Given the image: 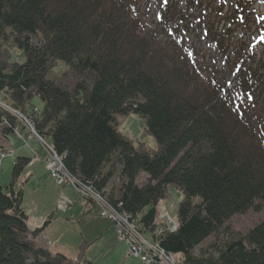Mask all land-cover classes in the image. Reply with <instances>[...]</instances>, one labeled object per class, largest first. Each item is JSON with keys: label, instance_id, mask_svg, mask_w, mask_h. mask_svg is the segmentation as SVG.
Masks as SVG:
<instances>
[{"label": "trees", "instance_id": "16d2710c", "mask_svg": "<svg viewBox=\"0 0 264 264\" xmlns=\"http://www.w3.org/2000/svg\"><path fill=\"white\" fill-rule=\"evenodd\" d=\"M159 12L153 24L137 0H0V95L70 174L100 192L117 178L110 203L141 213V231L171 188L181 193L178 229L157 242L184 264H264V220L244 237L219 235L264 203V2L166 0ZM189 27L210 40L208 56ZM234 32L242 38L229 44ZM129 114L156 149L118 130L115 117ZM27 164L17 158L13 181L0 185V264H71L32 242L40 229L29 230L14 188ZM88 246L76 264H87Z\"/></svg>", "mask_w": 264, "mask_h": 264}, {"label": "rangeland", "instance_id": "374dc122", "mask_svg": "<svg viewBox=\"0 0 264 264\" xmlns=\"http://www.w3.org/2000/svg\"><path fill=\"white\" fill-rule=\"evenodd\" d=\"M165 1L166 0H137L139 6L141 7L144 18L148 22L153 23V24H154V21L158 18V15L160 14L159 12L160 7ZM262 2H264V0H262ZM187 33L189 34V40L191 42H194V43L201 42L203 52L206 56H208L210 52L213 50L212 45L210 44V40L209 41L203 40L201 36L197 35L199 34L198 30H195L191 27L188 28ZM241 38H242V35L239 32H234L230 34V36L226 39V41L229 44H236L240 41ZM12 62H17L19 64H22L24 62V59L20 54L13 52ZM62 69L63 68L60 67L54 70L52 77L59 75ZM228 80H231V79L228 78ZM136 102L141 103L142 101L138 99ZM115 118L117 121L118 130H120L125 136H127L133 142L134 146H139V144H144L149 149H152V150L156 149V144H155L154 139L144 132V127H143L144 119H142L140 116H136L133 114H129L127 116L117 115ZM31 147L37 148L38 144L32 143ZM11 161L12 159L10 158L5 159L3 160V163L0 166V182L1 183H3V179H4V170L9 167ZM26 172L27 171L24 170V174H26ZM48 178L51 179L50 176H48ZM137 178L136 180L138 181V183L144 184L147 179V175L140 174V176H138ZM42 180L43 179L40 180V185H39V188H37V191L35 189H32L29 183L27 184V190L30 191L27 194V196L30 197V195H32V192L34 193L33 198L28 201V204L31 209H35V207H39V211L42 212L43 210L49 208L53 204L54 206H56V204L54 203V200L57 194L59 193V189H63L64 192H66L67 190H70L73 197L75 196L76 199L83 201L82 199L78 197L75 189L71 185H66L63 187L57 186L54 179H51L52 183H50V181L48 182L44 181V184H41ZM117 186H118V180H114L112 183L111 191L110 193L108 192V194L115 195L117 191L116 189ZM19 187H22V189L24 188L23 185L18 184L16 185L15 189H18ZM180 199H182L181 193L176 192L173 190V188H171V190L169 191V196L164 200V203H163L164 207L166 208L167 213L173 218L175 217L174 215H175L176 206L178 202L180 201ZM258 206H259L258 211L249 210L245 214L234 215L233 217H231L222 227L219 235L223 238H226L231 235H233L234 237H238V236L244 237L247 233H249L253 228H255L258 224H260L264 220V203L259 202ZM95 210H96L95 211L96 213H94V219L92 220L84 219L82 221L78 220L80 222V225L76 223V220L66 219L67 216H64L63 213H61V211H57L58 221L54 224V226L50 228V231L43 230L44 236H45V242L48 243V247L50 245V247L52 248H60V247L66 248L65 245H68L72 239L75 240L76 237L79 236L80 230L83 233V236L85 238L89 240H93L95 238L94 237L95 235H93L92 233L93 229L97 227L98 224H100V221L102 222V224L108 226L107 225L108 221H106L100 215V212L97 208ZM146 211L147 210H145V212ZM75 214L76 213H73L72 217L76 218ZM55 216L56 215L54 214V216L51 218V221ZM32 219L35 221H38L39 225H42L44 221V218L41 217L40 215H35L32 217ZM99 219L101 220L99 221ZM102 220L105 222H103ZM27 222H29V224L32 225V220L28 219ZM108 231H110V235H111L110 239L114 243L125 245V247L127 248V254L128 256H130L129 253H131V251L129 252V245H128L130 244V240L126 238L124 240L119 241L116 235V231L114 229L110 228ZM98 232H100V229L98 230ZM41 233L42 231L40 232V234ZM153 233L154 232L152 231L151 234ZM157 233L160 234V231ZM155 235L156 234H153L154 239L157 238L155 237ZM40 237H42V235ZM216 238L217 237H214V236L207 238L201 245H199L196 248V253L198 254L200 251L205 250L207 247H209V245H211L212 243L216 241ZM62 242L65 245H63ZM73 243L74 242H72L71 245H73ZM34 246L36 245L34 244ZM107 247L104 253L107 252ZM92 254L94 255L98 254V247H96L93 250ZM110 258L111 257H108L105 262H103L104 260L97 261L96 264H110ZM135 259H137L139 263L144 264L140 261L139 258H135Z\"/></svg>", "mask_w": 264, "mask_h": 264}, {"label": "crops", "instance_id": "0c3cea01", "mask_svg": "<svg viewBox=\"0 0 264 264\" xmlns=\"http://www.w3.org/2000/svg\"><path fill=\"white\" fill-rule=\"evenodd\" d=\"M13 127L16 128L17 131L23 137L21 139H18L14 136L13 133L7 130H3L0 132V152L3 151L13 152L12 157L5 158V159L10 158L12 159V161L10 162L9 167L4 170L3 183L0 182V185L6 187L7 185L10 184L11 181H13L12 171L17 158L28 159V164L24 166L21 173L18 175V177H16L14 181L15 183L14 188H16V185L18 184L24 186L23 189L21 188L22 189L21 206L28 219L32 220V225H30L28 222L29 228L32 229L34 225L39 226L38 221L32 219L33 216L40 215L41 217L44 218L43 226L40 229V232L42 231V233L41 234L39 233L36 238L32 239V242L36 245L35 247L43 248L47 250L52 256L56 254H61L64 257H66L71 262V264H76L77 255L79 253L80 247L86 243L89 244L84 255L87 264H96V262L100 260H104L103 262H105L108 257H111L110 264H141L137 259L128 256L127 248L125 247V245L114 243L110 239L111 235H110V231L108 230L110 228L113 229V227L109 223L108 224L106 223L109 227L102 224V222L100 221L101 219H99L100 224H98V226L93 229L92 233L93 235H95L94 236L95 238L93 240H89L85 238L80 230L79 236H77L75 240L72 239L68 245H65L62 242L63 245L66 246V248L63 247L52 248L50 247V245L48 247V243L45 242V236L43 230L50 231V228L54 226V224L58 221L57 211H61V213H63L64 216H67L66 219L76 220V223L80 225L79 221H82L84 219H88V220L94 219V213H96L95 212L96 210L93 208L91 203L86 201H80L76 199L75 196L74 197L72 196L70 190L64 192L63 189H59V193L57 194L54 200L56 206H54L53 204L49 208L43 210L42 212L39 211V207H35V209H31L28 204V201L33 198L34 193L31 191L32 195H30V197L27 196V194L30 192L29 190H27V184L29 183L30 187L37 191L41 179H43L41 181V184H44V181L45 182L50 181V183H52V180L48 178L49 176L48 172L44 168V163H43L44 152L42 151L38 142L34 138H30L29 132L20 121L16 119L13 120ZM32 143L38 144V147L32 148L31 147ZM3 160L0 166L3 163ZM24 170L27 171L26 174H24ZM136 184L139 187L143 185L141 183H138L137 180H136ZM111 187H112V183L108 186L105 192L110 193ZM73 213H76L75 214L76 218L72 217ZM54 214L56 216L51 221V218L54 216ZM99 229L100 232H98ZM41 235L42 237H40ZM150 235H151L150 232H146L145 237L147 239H150L151 237ZM72 242H74L73 245H71ZM96 247H98V254L94 255L92 254V252ZM106 247H107V252L104 253Z\"/></svg>", "mask_w": 264, "mask_h": 264}, {"label": "built area", "instance_id": "2783aa9c", "mask_svg": "<svg viewBox=\"0 0 264 264\" xmlns=\"http://www.w3.org/2000/svg\"><path fill=\"white\" fill-rule=\"evenodd\" d=\"M6 110L10 109L0 101V114ZM23 120L26 125L33 130L32 124L25 119ZM4 123H6V121ZM42 144L48 152L47 168L50 170L56 183H69L76 188L81 197L89 198L96 202L102 209V217L114 224L118 239L120 241L126 238L130 240V244L128 245L129 252L131 251L129 254L131 256L139 258L144 264H183L173 254L166 252L157 243L151 244L145 241L136 228L133 215L122 208V203L119 202L117 205L109 204L90 183L82 182L70 174L65 168L61 158L44 142H42ZM1 157H3V155ZM157 219L170 226L172 231L176 230V224L173 223L163 211L158 213Z\"/></svg>", "mask_w": 264, "mask_h": 264}]
</instances>
